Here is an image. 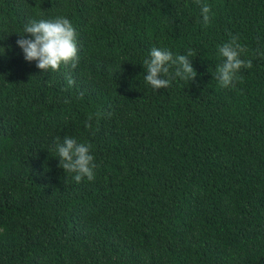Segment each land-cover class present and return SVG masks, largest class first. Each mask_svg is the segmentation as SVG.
Returning a JSON list of instances; mask_svg holds the SVG:
<instances>
[{
	"label": "trees",
	"instance_id": "16d2710c",
	"mask_svg": "<svg viewBox=\"0 0 264 264\" xmlns=\"http://www.w3.org/2000/svg\"><path fill=\"white\" fill-rule=\"evenodd\" d=\"M205 2L207 26L195 0H0V264H264V0ZM57 16L80 59L44 72L17 40ZM229 33L253 66L224 88ZM153 47L192 49L196 78L153 89ZM65 136L94 181L59 167Z\"/></svg>",
	"mask_w": 264,
	"mask_h": 264
},
{
	"label": "clouds",
	"instance_id": "9594fccd",
	"mask_svg": "<svg viewBox=\"0 0 264 264\" xmlns=\"http://www.w3.org/2000/svg\"><path fill=\"white\" fill-rule=\"evenodd\" d=\"M200 7L202 23L207 26L211 21V7L205 0H195ZM17 45L22 49L24 59L28 62L36 61V67L44 72L51 70L57 72L61 66H70L75 69L79 63V48L77 32L72 22L64 16L53 19L31 20L23 28ZM218 54L223 58L222 63L216 67L214 78L224 88L235 87L237 82H243V77L238 75L243 69L253 66L251 59H243L242 54L248 52L246 45L240 43L238 35L229 33V39L217 46ZM192 49L187 54L173 55L167 48L153 47L148 58L143 60L146 72L145 82L153 89L159 90L171 85L172 80L179 78L184 81L194 80L197 72L192 66L189 57L194 56ZM255 55L264 58V51L256 50ZM69 86L75 84L74 79L67 77ZM81 95H83L81 93ZM68 103L66 99L64 101ZM99 115V114H97ZM90 115L85 121V128H92ZM55 150L58 154L59 167L66 173L74 174L72 179L79 184L85 178L88 181L95 180V157L91 154L92 145L78 143L76 139L65 136L63 142H59ZM2 231V229H0Z\"/></svg>",
	"mask_w": 264,
	"mask_h": 264
}]
</instances>
